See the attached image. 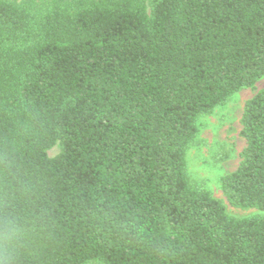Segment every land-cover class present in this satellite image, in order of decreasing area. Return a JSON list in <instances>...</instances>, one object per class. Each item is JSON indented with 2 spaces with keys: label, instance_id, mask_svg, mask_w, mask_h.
<instances>
[{
  "label": "trees",
  "instance_id": "1",
  "mask_svg": "<svg viewBox=\"0 0 264 264\" xmlns=\"http://www.w3.org/2000/svg\"><path fill=\"white\" fill-rule=\"evenodd\" d=\"M262 77L264 0H0V264H264L185 160ZM240 125L221 190L264 213V88Z\"/></svg>",
  "mask_w": 264,
  "mask_h": 264
},
{
  "label": "rangeland",
  "instance_id": "2",
  "mask_svg": "<svg viewBox=\"0 0 264 264\" xmlns=\"http://www.w3.org/2000/svg\"><path fill=\"white\" fill-rule=\"evenodd\" d=\"M20 1V0H10ZM264 88L262 77L253 88H244L210 115L199 118L198 134L186 150V171L193 189L204 190L218 200L226 213L235 219L264 216L254 209L231 207L221 190V178L236 170L245 142L240 136V119L245 103ZM59 153L58 146L48 152L50 158Z\"/></svg>",
  "mask_w": 264,
  "mask_h": 264
}]
</instances>
